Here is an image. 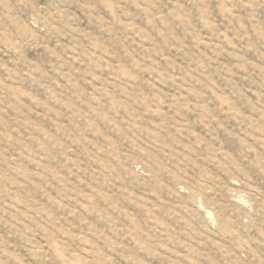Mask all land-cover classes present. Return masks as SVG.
<instances>
[{"label": "rangeland", "instance_id": "obj_1", "mask_svg": "<svg viewBox=\"0 0 264 264\" xmlns=\"http://www.w3.org/2000/svg\"><path fill=\"white\" fill-rule=\"evenodd\" d=\"M0 264H264V0H0Z\"/></svg>", "mask_w": 264, "mask_h": 264}]
</instances>
